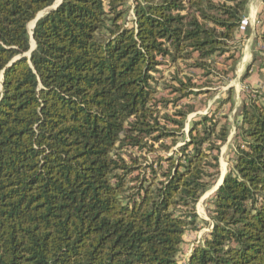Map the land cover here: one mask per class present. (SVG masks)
<instances>
[{
    "label": "trees",
    "instance_id": "obj_1",
    "mask_svg": "<svg viewBox=\"0 0 264 264\" xmlns=\"http://www.w3.org/2000/svg\"><path fill=\"white\" fill-rule=\"evenodd\" d=\"M56 1L0 0V264H264V87L236 109L210 229L179 258L233 87L187 132L194 106L176 103L235 72L249 0Z\"/></svg>",
    "mask_w": 264,
    "mask_h": 264
},
{
    "label": "rangeland",
    "instance_id": "obj_2",
    "mask_svg": "<svg viewBox=\"0 0 264 264\" xmlns=\"http://www.w3.org/2000/svg\"><path fill=\"white\" fill-rule=\"evenodd\" d=\"M58 1V0H57ZM57 1L54 3L56 4ZM40 15H43L41 12ZM32 22L28 24V30L29 34L32 29ZM243 26V25H242ZM241 29L239 30L238 34L236 35V46L238 48H241L242 38H241ZM33 46V41L30 38V47ZM226 55V54H225ZM217 60L216 62V71L220 72L221 69H229L228 66L232 63L230 59L225 60V56H218L215 58ZM249 59V57L247 58ZM245 57H240L238 62L236 63V70L233 74L229 75H221L222 78L220 80L218 77L213 76V84H211V89L213 90L212 96H206L204 94L200 95H194L192 97H187L181 99L178 103H176L178 106H183V104H189L194 106V111L189 113L186 117L185 126L183 130L187 132L188 129V123L190 120L197 118L201 114H205L209 109L213 108L214 102L218 97H221L226 93V90L230 87H233V93H232V101L225 104L222 112L224 114H227L228 120H229V135L227 138V141L221 146L220 148V154H219V173L215 180L212 182L211 186L201 195L199 200L197 201L195 205V211L197 213V228L198 229H187L185 236H184V243L181 248V252L179 254L180 260H183L185 256L189 253L192 246L195 242L199 241L200 237L203 235V233L207 232L210 229V220L208 218L207 210L210 207L209 199L221 181V178L225 175L228 163V155L230 152V146H231V140L233 138L234 132H235V126L233 122L234 114L236 112L237 107L241 103L242 99L245 98V94L248 93V91L254 92L256 89L262 88L264 84V57H259V62L255 64V67L253 70H250L249 75L250 78L245 79L242 81V76L247 72L248 66L247 63L250 61V59L247 61ZM256 65L261 66V71H256ZM160 72L154 73L155 78L157 79V97H164L165 99L173 98L176 96L175 92H169L168 88H165V83H168L169 76H168V70L166 69V66H160L158 67ZM194 73L196 77L200 75V72L198 70H194ZM205 79L202 77L201 80L198 81V83H202L205 81ZM252 86V87H251ZM175 107H173L171 104L168 105V110L172 112ZM218 115H222L221 112ZM222 117V116H221ZM182 136L177 137V143L173 146V149L177 146L182 144ZM171 139H166V143L170 144ZM127 153H132V155H137L139 159H141L142 154L140 152H136L135 150H126ZM126 153V152H125ZM126 157V155H124Z\"/></svg>",
    "mask_w": 264,
    "mask_h": 264
},
{
    "label": "crops",
    "instance_id": "obj_3",
    "mask_svg": "<svg viewBox=\"0 0 264 264\" xmlns=\"http://www.w3.org/2000/svg\"><path fill=\"white\" fill-rule=\"evenodd\" d=\"M262 35H264V0H249L244 15L243 26L241 27L242 43L240 57H245L246 59L249 57L250 61L247 63V66L250 67V70H253L255 64L259 62V57H264ZM260 68L261 66L256 65V71H261ZM244 75L242 76V81L251 76L249 74L250 76L244 78ZM262 87H264V84Z\"/></svg>",
    "mask_w": 264,
    "mask_h": 264
},
{
    "label": "water",
    "instance_id": "obj_4",
    "mask_svg": "<svg viewBox=\"0 0 264 264\" xmlns=\"http://www.w3.org/2000/svg\"><path fill=\"white\" fill-rule=\"evenodd\" d=\"M59 2H60V0H58L56 4H54L53 6H51V8H54ZM42 13H43V12H42ZM40 14H41V12L38 13V15H37V17H36L35 20H37L39 17L42 16V15H40ZM35 20H34V22H33L32 27L34 26ZM30 38L32 39V32H30ZM32 41H33V40H32ZM34 46H35V45H34V42H33V46L30 47V50L26 53V55H29V54H30V52H31V50H33ZM223 177H224V176H223ZM223 177L221 178V181L219 182V184L217 185V187H216L215 189H217L218 186L221 184V182H222V180H223Z\"/></svg>",
    "mask_w": 264,
    "mask_h": 264
}]
</instances>
